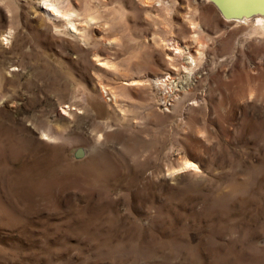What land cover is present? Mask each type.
Listing matches in <instances>:
<instances>
[{"label":"rangeland","instance_id":"1","mask_svg":"<svg viewBox=\"0 0 264 264\" xmlns=\"http://www.w3.org/2000/svg\"><path fill=\"white\" fill-rule=\"evenodd\" d=\"M57 2L76 35L0 0V264H264V32L210 0Z\"/></svg>","mask_w":264,"mask_h":264},{"label":"bare ground","instance_id":"2","mask_svg":"<svg viewBox=\"0 0 264 264\" xmlns=\"http://www.w3.org/2000/svg\"><path fill=\"white\" fill-rule=\"evenodd\" d=\"M157 2L159 3L160 0H157ZM39 3L41 4V6L44 7V10H45L44 12L49 19H56V18L60 19L61 18L65 29L67 31H70L72 34L76 35L75 34L76 27L72 20V12L66 9L60 8L58 6L57 0H39ZM232 21L236 23H240V24L247 23V25H251L254 29H259L260 31L264 32V14H256L251 17L243 16L240 19H236ZM88 22L89 21H87L86 23ZM172 50H173L174 55H168L167 58L175 59L177 58V56L181 55V53L183 52L182 47L175 40L172 41ZM176 54H179V55H176ZM188 56H189V61H190L189 64H192V62H194V57H192L191 55H188ZM185 68H187V71H189L190 69V67L189 68L185 67ZM168 80H169V76L156 77L153 82L155 83V85L159 87L168 88V85H169ZM136 82L134 80L131 81L132 84ZM101 89H104V87H102ZM173 169H174L173 172H180V171H185L188 169H197V164L189 160H182L180 164L178 165V167L173 168Z\"/></svg>","mask_w":264,"mask_h":264},{"label":"water","instance_id":"3","mask_svg":"<svg viewBox=\"0 0 264 264\" xmlns=\"http://www.w3.org/2000/svg\"><path fill=\"white\" fill-rule=\"evenodd\" d=\"M219 14L228 20H236L241 17H251L256 14H264V0H210ZM84 155V149L77 147L74 156L80 158Z\"/></svg>","mask_w":264,"mask_h":264}]
</instances>
